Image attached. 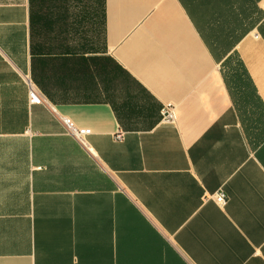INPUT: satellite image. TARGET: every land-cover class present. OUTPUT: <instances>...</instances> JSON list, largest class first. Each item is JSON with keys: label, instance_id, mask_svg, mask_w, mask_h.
<instances>
[{"label": "crops", "instance_id": "crops-1", "mask_svg": "<svg viewBox=\"0 0 264 264\" xmlns=\"http://www.w3.org/2000/svg\"><path fill=\"white\" fill-rule=\"evenodd\" d=\"M0 264H264V0H0Z\"/></svg>", "mask_w": 264, "mask_h": 264}, {"label": "built area", "instance_id": "built-area-1", "mask_svg": "<svg viewBox=\"0 0 264 264\" xmlns=\"http://www.w3.org/2000/svg\"><path fill=\"white\" fill-rule=\"evenodd\" d=\"M29 102L31 104H40L41 99L37 92L32 88V86L29 85ZM160 118L161 122L165 124H172L174 121V108L171 105H164L162 109L160 110ZM61 124L64 128L65 133L75 139L77 143L83 147L85 150L88 149V145L86 142V137L90 135V130L88 129H80L76 127L69 119L67 118H60ZM115 139H120V136H115ZM215 203H217L220 206H223L225 204V197L224 194L219 191L215 193L212 197Z\"/></svg>", "mask_w": 264, "mask_h": 264}, {"label": "trees", "instance_id": "trees-1", "mask_svg": "<svg viewBox=\"0 0 264 264\" xmlns=\"http://www.w3.org/2000/svg\"><path fill=\"white\" fill-rule=\"evenodd\" d=\"M240 66V65H239ZM241 67V66H240ZM241 71L244 73L245 71H243V69H241ZM245 74V73H244Z\"/></svg>", "mask_w": 264, "mask_h": 264}]
</instances>
